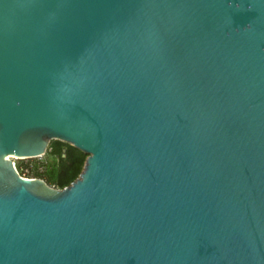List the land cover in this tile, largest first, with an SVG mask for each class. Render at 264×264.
Instances as JSON below:
<instances>
[{
    "label": "water",
    "instance_id": "1",
    "mask_svg": "<svg viewBox=\"0 0 264 264\" xmlns=\"http://www.w3.org/2000/svg\"><path fill=\"white\" fill-rule=\"evenodd\" d=\"M0 264H264V0H0Z\"/></svg>",
    "mask_w": 264,
    "mask_h": 264
},
{
    "label": "trees",
    "instance_id": "2",
    "mask_svg": "<svg viewBox=\"0 0 264 264\" xmlns=\"http://www.w3.org/2000/svg\"><path fill=\"white\" fill-rule=\"evenodd\" d=\"M49 154L52 155L53 161L43 172L37 171L35 158L24 162L22 160L15 161L19 175H22V170H28L31 176L43 178L48 185L61 188L67 186L77 177L86 157V154L77 148L57 139L49 140L43 156Z\"/></svg>",
    "mask_w": 264,
    "mask_h": 264
},
{
    "label": "rangeland",
    "instance_id": "3",
    "mask_svg": "<svg viewBox=\"0 0 264 264\" xmlns=\"http://www.w3.org/2000/svg\"><path fill=\"white\" fill-rule=\"evenodd\" d=\"M48 144V143H47ZM46 149V148H45ZM45 152V151H44ZM15 164V161L17 160H22L23 162L26 161V160H29V159H33V158H24V159H18V158H11ZM53 161V157L52 155H45V157L43 156V154L39 157H36L35 158V165L37 166V171L39 172H43L45 169H47L50 165H51V162ZM22 177H27V178H30V177H36V176H31L28 172V170H22ZM37 178H40V177H37ZM43 179V178H41ZM53 186V185H51ZM54 187V186H53ZM58 188V187H57Z\"/></svg>",
    "mask_w": 264,
    "mask_h": 264
},
{
    "label": "bare ground",
    "instance_id": "4",
    "mask_svg": "<svg viewBox=\"0 0 264 264\" xmlns=\"http://www.w3.org/2000/svg\"><path fill=\"white\" fill-rule=\"evenodd\" d=\"M10 157H11V158H13V157L16 158V156H10Z\"/></svg>",
    "mask_w": 264,
    "mask_h": 264
}]
</instances>
